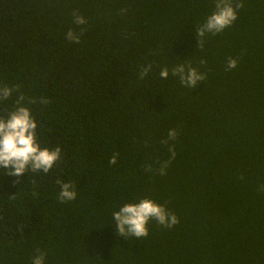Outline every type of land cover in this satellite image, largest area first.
I'll list each match as a JSON object with an SVG mask.
<instances>
[{"label": "trees", "instance_id": "1", "mask_svg": "<svg viewBox=\"0 0 264 264\" xmlns=\"http://www.w3.org/2000/svg\"><path fill=\"white\" fill-rule=\"evenodd\" d=\"M242 2L200 49L213 0H0V85L19 88L0 116L19 94L35 98L25 106L38 140L62 152L19 183L0 169V264H32L38 249L45 264H264V0ZM69 29H83L79 44ZM180 63L207 79L182 86ZM57 180L74 185V201H58ZM142 198L179 223L118 236L113 212Z\"/></svg>", "mask_w": 264, "mask_h": 264}, {"label": "clouds", "instance_id": "2", "mask_svg": "<svg viewBox=\"0 0 264 264\" xmlns=\"http://www.w3.org/2000/svg\"><path fill=\"white\" fill-rule=\"evenodd\" d=\"M214 10L207 16L205 21L196 29V38L199 48L203 49L204 37L206 34L218 35L230 28L238 19L237 10L242 9L244 4L242 0H213ZM73 23L77 26L85 25L86 19L78 13H73ZM69 29L66 39L75 44L81 42L80 35ZM201 64H206V60H201ZM237 67V61L229 58L227 68L229 70ZM152 65L143 67L140 72V78L143 79L151 71ZM171 75L178 77L180 83L184 87L196 88L199 82L207 79L206 73H201L191 64H174L171 67ZM160 76L162 79L169 77V68L164 67ZM13 92H19V88H11L7 85H0V102L10 99ZM35 104V98H27L23 94H19L15 100V106L6 115L0 116V169L8 170L7 175L16 177L15 183H19L20 178L29 170L33 173L48 174L59 162H62V152L59 146L54 149L42 147L37 136L38 123L31 113V109L25 106ZM40 103L47 104L49 101L41 97ZM175 129L169 130L168 139L162 140L161 143L167 145L169 141H175L177 138ZM168 151L171 153V159H175V147L170 146ZM169 161H165L159 168L160 175H166ZM117 163V155H113L109 160L110 165ZM151 171V167L147 168ZM242 179V177H241ZM60 186L58 201L60 203H68L77 198L74 185L64 183L57 180ZM261 190H264L262 186ZM115 222V231L118 236L126 239L135 238L139 240L149 235L148 225L151 221L164 228H172L179 223L178 217L167 209L165 205L158 204L150 198H142L138 202L125 203L118 211L113 212ZM37 255L32 258V264H45V253L37 250Z\"/></svg>", "mask_w": 264, "mask_h": 264}]
</instances>
